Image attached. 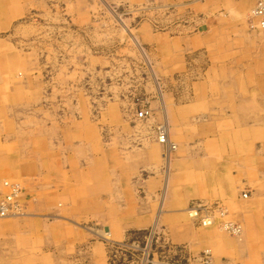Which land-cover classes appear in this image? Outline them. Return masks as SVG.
<instances>
[{"label": "rangeland", "instance_id": "rangeland-1", "mask_svg": "<svg viewBox=\"0 0 264 264\" xmlns=\"http://www.w3.org/2000/svg\"><path fill=\"white\" fill-rule=\"evenodd\" d=\"M155 4L147 0L141 7L132 8L128 2L113 0H0V152L2 149L9 155L14 151L22 166L30 163L35 168L30 175L40 184L34 190L37 195L50 194L53 207L65 209L64 214L72 220L81 218L78 227L89 232L100 231L101 236L90 234L89 243L78 248L77 255L80 258L82 254V260L94 249L93 241L103 244L106 264H153L158 236H154V228L131 231L126 239L113 242L109 230L91 218L108 216V211H112L111 193L120 190L122 180L146 182V192L140 194L135 190L129 197L135 195L159 203L167 197L174 200L178 185L184 186L185 182L172 184L169 180L170 152L174 149L170 143L175 147V141L181 137L201 136L202 129L199 132L198 129L203 126L204 115H209L208 98L204 100L201 89L196 88L203 81L201 54H184L190 72L180 73L183 62L177 60V55L169 54L166 60L161 59L142 29L149 25L145 32H167L170 22L185 20L186 12L175 7L148 9ZM194 16L198 22L197 14ZM197 27L196 23L195 33ZM248 30L264 32L249 25ZM245 88L241 92L242 100H252V94L246 92L250 89ZM150 103L163 106L169 117L174 113L185 116L186 104L191 103L195 117L190 122L185 118L179 125L171 122L168 127L164 122L152 124V117L158 112L151 115ZM204 104L207 108H203ZM261 105L260 101L255 142L260 152L254 166L258 171V199L250 182V190L237 183L230 200L196 199L177 206L194 224L186 211L192 203L215 204L224 210L223 217L215 215L213 224L203 228H215L235 241L227 243L230 251L224 256L226 264H264V107ZM141 110L148 111L146 119L138 117ZM243 112L249 114L251 108L242 109ZM160 127L167 137L172 134L168 137V148L158 142ZM44 129L49 132L47 140H32L33 134ZM91 131L97 134L96 141L89 138ZM149 133L154 136L157 150L150 148L151 139L146 143L145 134ZM91 145H97L98 149L93 156H85L90 153ZM140 145L146 151V158L138 151ZM242 146L247 148L250 144L242 143ZM241 154H246L245 148ZM10 158L4 155L0 161ZM134 160L143 161L139 174ZM122 165L126 174L120 171ZM82 174L87 178L80 182ZM5 180L18 183L22 193L15 215L0 219L25 216L24 184L2 177L0 190ZM251 191L254 199H248ZM167 206L175 207L169 203ZM222 223L235 225L240 228L239 233L229 232ZM44 232L33 239L38 243L35 258L48 252V246L40 245H48L53 232L49 236ZM73 240L72 233L66 235L67 252L61 258L57 256L56 264H72L75 253L71 252L70 242ZM206 251L211 264L213 254L209 249L203 252ZM203 252L194 259L197 264ZM21 257L22 254L17 256L23 262ZM83 264L90 263L84 260Z\"/></svg>", "mask_w": 264, "mask_h": 264}, {"label": "crops", "instance_id": "crops-1", "mask_svg": "<svg viewBox=\"0 0 264 264\" xmlns=\"http://www.w3.org/2000/svg\"><path fill=\"white\" fill-rule=\"evenodd\" d=\"M113 1L114 3L128 2L129 7L137 8L147 0ZM256 1L151 0L156 4L148 7L152 10L175 7L176 10L186 12L185 20L178 23L170 22L167 32L155 34L145 32L150 28L149 25H144L142 29L147 41L152 43L156 51L161 54V59L166 60L169 54L177 55V60L183 62L178 70L180 73L190 72L184 54H201L203 81L196 84V88L201 89L204 100L208 98L209 115L203 114V126L198 129V132L202 129L201 136L189 138L186 134L187 138L176 139L175 147L170 152L169 180L172 184L185 182L184 186L178 185L176 191L178 196L174 200L165 197V201L163 198L159 203L158 200L148 201L140 196L129 197L135 190L140 194L143 191L146 192V182L122 180L119 184L120 190H114V193H111L112 211H108L107 217L91 218V221L94 220L102 228L108 229L110 241L113 242L126 239L131 231L144 232L154 228V236H158L155 241L153 264L169 262L197 264L194 259L206 249L211 250L213 254L211 264H226L224 256L228 250L230 251L227 243L233 244L235 241L215 228L197 226L177 206H185L196 199H210L214 202H220L222 199L230 200L234 196L237 183H243L244 187L250 190L252 188L249 185L250 182L255 189V199H258V191H256L258 171L254 169V166L258 162L260 152L258 143H255L258 141L256 124L259 120L260 101L261 106L264 107V71H262L264 70V32L249 31L248 20H246L248 11ZM196 14L198 22L195 21ZM196 23L198 27L195 33ZM244 86L245 89H250L246 92L252 94V100H242L241 92ZM259 92H261V99ZM217 98L220 100L217 101ZM148 108L152 116L153 112H158L152 117V124L164 122L167 127L171 122L179 125L184 123L185 118L190 122V119L195 117V113L191 110L193 108L191 103L186 104L185 108L188 112L185 116L174 113L169 117L170 114L164 111L163 106L155 107L153 103H150ZM203 108H207V104H204ZM247 108H251L249 114L241 113L242 109ZM253 109L256 111L253 112ZM48 129L33 134L32 136L35 137L32 140L36 141L37 138L47 140ZM244 130L245 133H243ZM138 133L136 135L140 136ZM151 135V133L145 134L146 143L154 137ZM170 136L172 134L169 133L168 137ZM89 138L91 141H96L97 134L91 131ZM151 140L150 148L157 150L156 141L154 138L152 140L154 143ZM242 143L250 144V147H243ZM243 148L246 151L244 156L241 154ZM97 149V145L96 147L91 145L90 153H86L85 156L89 154L93 156ZM138 151H142L141 155L146 158L144 147L140 145ZM5 152L1 149L0 158L4 155L12 158L5 162L0 161V179L9 177L24 184L27 208L26 215L23 217L0 219V264H25V262L51 264L49 260L56 264L57 256L61 258L67 252L66 235L69 233L74 235V240L70 242L71 252L75 253L72 264H83L84 260L90 264H106L105 249L99 242L92 241L94 249L88 251L83 260L82 254L80 258L77 255L78 248L81 249L84 243H89L90 234L101 236L100 231L89 232L87 229L78 227L77 225L82 222L81 218L72 220L64 214L65 209L53 207L50 194H46L45 197L37 195L34 190L40 184L30 175L35 168H31L30 163L22 166L14 151L9 155ZM133 163L138 167L136 171L139 174L144 166L143 161L134 160ZM120 171L127 173L123 165ZM249 176H252L251 180ZM86 178L87 175L82 174L80 182ZM77 181L79 182V178ZM124 188L127 190H122ZM254 193L251 191L250 197L247 196L248 199H252ZM76 195L75 192L74 197ZM168 203L175 207L167 206ZM68 222H71V225ZM42 230L45 231L44 233L48 232V236L51 232L53 234L49 238L45 237L48 238V245L46 243V245L44 243L40 245L41 248L48 246V252L35 258L38 243H35L33 239L40 237L38 233L40 234ZM19 253L22 254L21 258L25 262L19 261L17 258Z\"/></svg>", "mask_w": 264, "mask_h": 264}, {"label": "built area", "instance_id": "built-area-1", "mask_svg": "<svg viewBox=\"0 0 264 264\" xmlns=\"http://www.w3.org/2000/svg\"><path fill=\"white\" fill-rule=\"evenodd\" d=\"M248 24L251 29L264 30V0H257L248 16ZM148 115V111L141 110L138 113L139 118H145ZM158 142L166 147L169 145L168 137L163 127L158 129ZM173 147L172 144H170ZM168 148V147H167ZM0 190V218H5L15 215L17 211L19 199L22 193V189L18 183L5 180L1 184ZM187 214L193 219V221L202 227H209L213 224L215 215L219 214L221 217L225 215L224 210L215 204L205 203H192L187 208ZM223 224V223H222ZM224 229L233 234H238L240 228H237L231 223H224ZM199 264H210V257L208 251L203 252L198 259ZM169 264H184L180 262H174Z\"/></svg>", "mask_w": 264, "mask_h": 264}, {"label": "bare ground", "instance_id": "bare-ground-1", "mask_svg": "<svg viewBox=\"0 0 264 264\" xmlns=\"http://www.w3.org/2000/svg\"><path fill=\"white\" fill-rule=\"evenodd\" d=\"M168 142H169V140H168ZM171 144V143H170ZM168 147V146H167ZM171 148H174V147H171ZM169 150V149H168ZM192 221V220H191Z\"/></svg>", "mask_w": 264, "mask_h": 264}]
</instances>
